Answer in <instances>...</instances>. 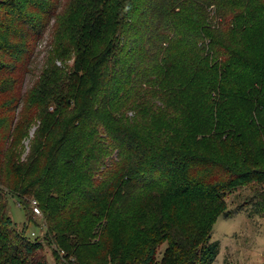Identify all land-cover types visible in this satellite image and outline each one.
Listing matches in <instances>:
<instances>
[{
    "label": "trees",
    "instance_id": "1",
    "mask_svg": "<svg viewBox=\"0 0 264 264\" xmlns=\"http://www.w3.org/2000/svg\"><path fill=\"white\" fill-rule=\"evenodd\" d=\"M243 189L264 215V0H0V264H46L8 196L28 220L36 201L71 264H129L158 241L118 254L111 231L128 222L176 252L139 264H210L206 231ZM158 192L198 207L146 223Z\"/></svg>",
    "mask_w": 264,
    "mask_h": 264
},
{
    "label": "rangeland",
    "instance_id": "2",
    "mask_svg": "<svg viewBox=\"0 0 264 264\" xmlns=\"http://www.w3.org/2000/svg\"><path fill=\"white\" fill-rule=\"evenodd\" d=\"M48 39L49 35H43L37 45V54L33 63L36 72L39 71L40 66L43 63L44 51L46 49L45 46ZM56 63L60 65L59 61ZM33 78L34 77L31 75H27L26 78H24L23 89L31 85ZM34 129L35 126L29 130V139L32 137ZM28 138L22 141L24 146V154L22 155V158L28 151ZM190 152L199 153L200 156H204L205 154L204 150L195 149L194 146L190 147L188 153ZM193 163L194 162L190 163L187 169V175L192 171H197V168L194 167ZM7 202L8 214L16 224V230L21 234L25 233L24 235L31 240L40 238L42 241L43 246L38 255L42 256L46 264H58V262H61V264H71V262H69V257H64L63 251H56L57 258L53 254V250L56 249V243L50 235L45 239L46 223L42 211L39 208L40 213L34 214L30 207V203H26L30 213V220H28L25 209L14 197L8 196ZM225 202L222 211L214 220L211 227L206 231V234L210 233L209 242L216 241L219 244L218 254L210 264H264V215L261 213L257 214L253 210V203L257 202L254 193L248 189L232 192L226 196ZM141 206L144 208L143 221L146 223L149 221L151 223L153 220L159 218H167L171 223L184 214L183 210L194 212L198 207L195 202H188L181 197L173 200L168 196L162 195L160 192L156 193L155 197L152 198L144 196ZM149 211L151 218L144 220V212ZM179 222L181 223V221ZM26 223L27 226L26 229H24ZM137 226L138 224L134 226L131 222H128L127 224L122 223L118 228H114V230L111 231L114 232L113 234L115 235V238L117 237L116 241L120 243V246L117 248L118 254L121 252L123 244L127 241H130L133 246L135 244L136 236L149 235L155 237L158 241L155 243L152 241L142 247L136 243L137 248H134L132 250L133 253L128 255L129 258L127 261L129 264H139L149 247H154L156 251L155 261L167 256L168 252L171 250V248L168 247L171 245L167 242V239L165 237L163 238L159 233L154 232L138 234L136 230ZM115 238L113 237L112 239L115 240ZM142 240V238H139V241ZM170 253L173 258V253L176 252L171 250ZM176 257L177 256L174 258Z\"/></svg>",
    "mask_w": 264,
    "mask_h": 264
},
{
    "label": "built area",
    "instance_id": "3",
    "mask_svg": "<svg viewBox=\"0 0 264 264\" xmlns=\"http://www.w3.org/2000/svg\"><path fill=\"white\" fill-rule=\"evenodd\" d=\"M30 203H31V207H32V209H33V212H34L35 214H39L40 211H39V209H38V206H37L36 201H35V200H31ZM32 234H33V233H32Z\"/></svg>",
    "mask_w": 264,
    "mask_h": 264
}]
</instances>
